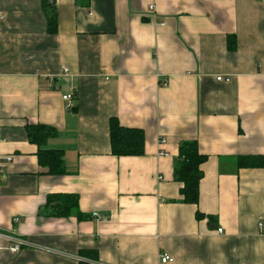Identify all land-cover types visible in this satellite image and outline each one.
<instances>
[{"label":"crops","instance_id":"0c3cea01","mask_svg":"<svg viewBox=\"0 0 264 264\" xmlns=\"http://www.w3.org/2000/svg\"><path fill=\"white\" fill-rule=\"evenodd\" d=\"M112 118L143 131L142 156L111 155ZM37 124L57 131L44 147L63 152L65 175L38 166ZM193 141L207 157L197 205L173 176ZM257 156L261 0H0V232L30 244L0 241V264H79L86 251L97 264H264V168H238ZM51 194L78 208L46 217Z\"/></svg>","mask_w":264,"mask_h":264},{"label":"trees","instance_id":"16d2710c","mask_svg":"<svg viewBox=\"0 0 264 264\" xmlns=\"http://www.w3.org/2000/svg\"><path fill=\"white\" fill-rule=\"evenodd\" d=\"M49 13L44 7L46 16V29L49 34L57 32V20L53 7ZM229 50L234 49L235 42L228 39ZM57 135V131L49 126L37 124L26 126V136L30 144L36 146V158L38 166L46 171L47 175L60 177L66 174L63 152L61 150L47 149L46 141ZM109 141L111 155L117 158L139 157L144 153V133L140 129L121 126L114 118L109 120ZM207 157L200 154L196 143L185 142L180 145L178 155L174 159V180L182 185L180 189L181 202L189 205H197L199 199V183L202 179L201 166ZM238 168H264V156L241 157L238 159ZM78 208L76 195L51 194L46 197L44 215L49 218L68 217L73 210ZM203 215L196 213V218ZM79 264H97L96 255L92 252L80 253Z\"/></svg>","mask_w":264,"mask_h":264},{"label":"built area","instance_id":"2783aa9c","mask_svg":"<svg viewBox=\"0 0 264 264\" xmlns=\"http://www.w3.org/2000/svg\"><path fill=\"white\" fill-rule=\"evenodd\" d=\"M261 1L264 2V0H261ZM150 9L152 10L153 6H151ZM66 71L67 70L64 68L63 73H66ZM221 80H222L221 78H217V81H221ZM62 99L64 101H70L72 99V96L71 95H65L62 97ZM164 142L165 141L163 139L159 140L160 145L163 144ZM91 218L96 220V221H105L106 220L104 217H102L98 213H92ZM217 232L221 233V230L218 229ZM0 241H5L6 243H8L7 246H5V248L12 253L19 252V250L22 247L30 246V244L27 241L22 240V239H15L13 237H9L7 235H4L2 232H0ZM160 262L162 264L170 263V262H172V259L166 255H162V256H160Z\"/></svg>","mask_w":264,"mask_h":264}]
</instances>
